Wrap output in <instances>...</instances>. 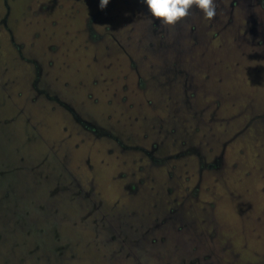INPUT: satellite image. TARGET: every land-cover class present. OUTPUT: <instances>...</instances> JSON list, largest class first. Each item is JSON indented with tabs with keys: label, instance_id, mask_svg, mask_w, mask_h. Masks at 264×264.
I'll list each match as a JSON object with an SVG mask.
<instances>
[{
	"label": "rangeland",
	"instance_id": "rangeland-1",
	"mask_svg": "<svg viewBox=\"0 0 264 264\" xmlns=\"http://www.w3.org/2000/svg\"><path fill=\"white\" fill-rule=\"evenodd\" d=\"M97 3L0 0V264H264V0Z\"/></svg>",
	"mask_w": 264,
	"mask_h": 264
},
{
	"label": "clouds",
	"instance_id": "clouds-1",
	"mask_svg": "<svg viewBox=\"0 0 264 264\" xmlns=\"http://www.w3.org/2000/svg\"><path fill=\"white\" fill-rule=\"evenodd\" d=\"M142 2L151 16L165 25H175L194 7L209 20L217 14L216 0H142ZM108 3L109 0H98L97 6L104 9Z\"/></svg>",
	"mask_w": 264,
	"mask_h": 264
},
{
	"label": "flooded vegetation",
	"instance_id": "flooded-vegetation-1",
	"mask_svg": "<svg viewBox=\"0 0 264 264\" xmlns=\"http://www.w3.org/2000/svg\"><path fill=\"white\" fill-rule=\"evenodd\" d=\"M61 7H62V6H61ZM9 8H10V7H7V10H6L7 12H9V11H8V10H9ZM5 17H6V16H5ZM5 19H6V18H5Z\"/></svg>",
	"mask_w": 264,
	"mask_h": 264
}]
</instances>
